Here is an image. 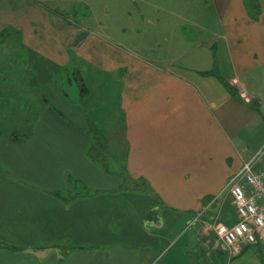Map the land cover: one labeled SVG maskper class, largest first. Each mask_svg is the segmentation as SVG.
Returning a JSON list of instances; mask_svg holds the SVG:
<instances>
[{
    "label": "crops",
    "instance_id": "crops-1",
    "mask_svg": "<svg viewBox=\"0 0 264 264\" xmlns=\"http://www.w3.org/2000/svg\"><path fill=\"white\" fill-rule=\"evenodd\" d=\"M202 12L139 9L117 41L37 0H0V34L21 37L56 100L0 131V264L227 263L199 219L224 214L244 164H264V2L222 0L211 38L187 35ZM74 71L77 104L63 86ZM231 264H263L261 247Z\"/></svg>",
    "mask_w": 264,
    "mask_h": 264
},
{
    "label": "rangeland",
    "instance_id": "rangeland-1",
    "mask_svg": "<svg viewBox=\"0 0 264 264\" xmlns=\"http://www.w3.org/2000/svg\"><path fill=\"white\" fill-rule=\"evenodd\" d=\"M52 10H57L59 14L66 17H74L77 22L85 27L92 29H99L103 31L107 28L105 35L119 41L120 29L123 25H127L128 29L132 23L136 22L137 14L140 17L139 9L146 10V7H171L177 13V19L183 18L180 13L184 8L192 7L201 8L202 15L197 16L198 19L191 23V29L184 30L187 35H204V32H197L198 30H208L209 38L214 34V29L219 24L213 8L217 4H221L222 0H37ZM261 3L264 2L260 0ZM71 7V8H68ZM207 13V16L206 14ZM214 17V18H213ZM141 18V17H140ZM159 18V17H158ZM163 22V17L160 16ZM197 21V22H196ZM132 22V23H131ZM134 26V25H133ZM134 28V27H133ZM146 28V25H145ZM150 28V26H149ZM130 30V29H129ZM99 32V30H97ZM131 32V30L129 31ZM149 34V29L147 30ZM19 40L21 37L11 31H6L0 34V131L7 133L10 127L16 125L19 120L18 115H25L21 112V106L28 104L35 106L36 103H41L42 100L49 101L50 105H56L54 100L45 89L41 74L36 73V65L28 62L29 59L20 45H14L11 41ZM17 44V43H16ZM131 48V47H130ZM214 50V48H213ZM217 50V48L215 49ZM39 66V65H37ZM40 67V66H39ZM217 68L216 63H213L212 68ZM81 68V67H80ZM66 70H69L68 68ZM80 72L86 73L85 70ZM218 72V70H216ZM78 72H72L71 80L72 86L68 84V74L64 73V93L70 102L76 104L82 102V95L80 88L82 84ZM220 75V74H219ZM85 84V83H84ZM86 85V84H85ZM51 90L53 88L50 87ZM64 95V96H65ZM85 98V97H84ZM56 101V100H54ZM101 154L102 149L100 143L97 144L95 153ZM226 210L224 214L216 215V212L209 213L207 218L199 219L200 225L206 230L207 233L214 236V230L217 225L227 224L231 221V216L227 215L229 209L232 207V199L228 192H226ZM223 198L220 200L222 203ZM234 210V209H233ZM213 215V216H212ZM197 221V223L199 222ZM172 230V229H171ZM170 230V231H171ZM217 240V239H216ZM216 247L223 250V246L216 243ZM222 244V243H221ZM228 263V261H227ZM226 263V264H227Z\"/></svg>",
    "mask_w": 264,
    "mask_h": 264
},
{
    "label": "built area",
    "instance_id": "built-area-1",
    "mask_svg": "<svg viewBox=\"0 0 264 264\" xmlns=\"http://www.w3.org/2000/svg\"><path fill=\"white\" fill-rule=\"evenodd\" d=\"M260 155L244 164L226 187L235 222L232 226L217 225L214 234L222 243L227 264L254 246L261 247L264 264V164Z\"/></svg>",
    "mask_w": 264,
    "mask_h": 264
},
{
    "label": "trees",
    "instance_id": "trees-1",
    "mask_svg": "<svg viewBox=\"0 0 264 264\" xmlns=\"http://www.w3.org/2000/svg\"><path fill=\"white\" fill-rule=\"evenodd\" d=\"M81 81H80V83L82 84V88H80V92H81V95H82V97L84 96L85 97V95H86V87H85V84H84V82H83V80L82 79H80ZM226 87H227V89L229 90V92L232 94V96L233 97H236V93L234 92V90L231 88V86H229V85H226ZM56 113V112H55ZM13 141H19V140H17L16 138H13Z\"/></svg>",
    "mask_w": 264,
    "mask_h": 264
}]
</instances>
